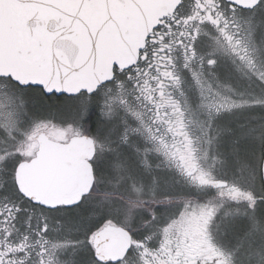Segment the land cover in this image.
<instances>
[{
	"label": "snow or ice",
	"instance_id": "obj_1",
	"mask_svg": "<svg viewBox=\"0 0 264 264\" xmlns=\"http://www.w3.org/2000/svg\"><path fill=\"white\" fill-rule=\"evenodd\" d=\"M0 264H264V0H0Z\"/></svg>",
	"mask_w": 264,
	"mask_h": 264
}]
</instances>
